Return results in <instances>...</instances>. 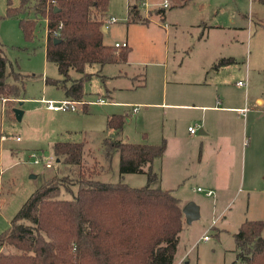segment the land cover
<instances>
[{
	"label": "rangeland",
	"instance_id": "obj_1",
	"mask_svg": "<svg viewBox=\"0 0 264 264\" xmlns=\"http://www.w3.org/2000/svg\"><path fill=\"white\" fill-rule=\"evenodd\" d=\"M21 0H10L12 7H18ZM35 0H30V3ZM163 0H144L139 4V10L144 17H148L149 23L128 24L127 12L128 4L131 0H109L107 17H115L116 22L106 23V32L103 34L104 42L112 44L121 41L125 35L129 34L136 48V59L151 62L150 57L142 56L144 50L149 48L155 53L163 55L165 49L166 28L177 30L169 36V43L178 47L192 46L194 39L200 35L201 27L193 30L191 23L195 20H203L207 24L215 22L235 21L239 26L247 27L241 35L244 40L243 57L246 61L238 59V63L223 64L228 66L223 72L224 83L218 90L226 92V96H234L238 101L245 96V88L236 85L239 80H245V64L247 66V90L251 94H264V4L258 0H191L183 6H175L165 9V19L156 13L161 7ZM169 5L173 0H168ZM29 3V4H30ZM28 14L20 13L18 16L7 15V0H0V41L4 47V53L13 66L25 75L24 98L18 103L12 102L14 108L23 112L20 120L16 119L14 112L9 105L0 99V233L6 230L10 220L30 196V194L40 187L46 178L52 174L63 175L69 171L60 169L61 166L55 159L54 166L46 168L42 164H34L31 154L35 153L46 157L52 155V145L57 141L83 142L85 157L83 165L85 168H94L86 172L88 177L100 179L105 182L121 181L132 187H140L147 183V176L142 173L119 174V157L115 152L111 160H106L104 156L103 139L121 140L124 142L141 143L147 142L158 144L162 139L166 141L171 129L178 126L183 137L188 124L192 126L197 123L194 112L177 107H169L163 103L180 102L173 92L178 90H190L197 93L213 91L214 88H206L202 84H181L173 83L180 77L196 74L202 65L204 57L208 53L205 47H197L194 53L188 57L187 51L179 49L175 59L177 63L182 59L181 67L172 66V59L169 60L168 77L164 79V68L160 65L145 63L150 79L144 88L138 90H120L114 93L113 104L96 102L98 96L105 101H110L105 96V85L100 78L98 66L88 68V79L83 81V98L86 104L77 111L52 112L42 102V99L57 100L62 97L60 88L54 85H45V77L52 79L60 78L56 66L47 62L45 58V34L46 20L37 16L33 12L30 4ZM37 18L34 29V37L28 41L24 38L19 27L21 18ZM180 26V27H179ZM216 37V36H215ZM214 37V38H215ZM218 37V36H217ZM213 38V39H214ZM248 39V42H247ZM213 40L210 41L212 45ZM248 48L245 50V44ZM170 47V50H171ZM169 50L170 57L172 52ZM183 50V51H182ZM189 50V48L187 49ZM111 66H107L110 71ZM113 67V66H112ZM172 67L175 73L172 72ZM220 67V66H219ZM154 69V70H152ZM152 70V71H150ZM94 72V73H93ZM98 73V74H97ZM73 77H81L76 72H71ZM211 74H202L209 77ZM248 103L251 118L255 119L257 131L264 129V112L253 108L252 97ZM92 101H95L94 103ZM227 105V103H223ZM132 108H136L133 113ZM127 111V120L123 124L122 130L115 132L107 129V118L114 112ZM228 113V112H227ZM224 115L228 116L229 114ZM247 115V113H246ZM236 130L239 131V141L235 144V153L230 162L233 170V187L223 200L208 198L202 191H196L197 187L205 189L206 186L200 178L194 180L180 178L165 174L160 168V162L154 161L153 170L160 174V179L154 180L151 186L167 188L170 186L175 190L173 195L180 199L182 204L194 202L201 206L199 218L190 224H185V231H188L186 250H189L190 264H234L236 260V245L234 233L238 229L237 221L242 219H264V166H260L257 171L252 172L248 158L249 149L253 148L254 138L250 135V123L246 132H243V118L234 119ZM203 127L198 126V132ZM19 137V140L16 138ZM246 152V154H245ZM203 163L201 167H203ZM72 178L74 177V173ZM73 192L76 185H70ZM62 198H71L72 195L65 190L61 192ZM216 198V194H215ZM214 207V208H213ZM225 217L229 223L221 225ZM230 224V225H229ZM213 230H210L213 227ZM209 228L208 239L197 240V236L203 230ZM221 229V230H220ZM195 241V242H194ZM194 244L192 245V243ZM235 264H243L237 261Z\"/></svg>",
	"mask_w": 264,
	"mask_h": 264
},
{
	"label": "trees",
	"instance_id": "obj_2",
	"mask_svg": "<svg viewBox=\"0 0 264 264\" xmlns=\"http://www.w3.org/2000/svg\"><path fill=\"white\" fill-rule=\"evenodd\" d=\"M131 0L127 22L148 24L139 4ZM191 0H173L169 8L183 6ZM264 4V0H258ZM21 0L12 7L7 0V15L33 12L46 20L45 58L53 63L61 80L45 77V83L61 88L72 100L83 98V81L88 68L126 63L130 47L117 48L103 42L104 21L109 0ZM156 13L164 19L165 9ZM1 18V17H0ZM37 18L19 20L28 41L34 37ZM220 59L214 67L232 63ZM71 72L83 74L73 78ZM25 75L16 70L4 53L0 41V99L14 110L12 102L24 98ZM142 79L137 86H143ZM264 99V95H263ZM127 112L112 113L107 129L122 130ZM104 156L111 160L117 152L119 174L142 173L147 183L129 186L120 180L105 182L88 177L94 168H85L83 142L57 141L52 152L69 171L52 174L35 189L0 233V264H173L179 233L183 227L180 200L169 190L153 187L160 179L153 162L166 148L158 144L131 143L103 139ZM74 177L72 178V174ZM70 185H76L73 192ZM65 190L71 198H62ZM236 260L243 264H264V219L245 220L234 234ZM235 264V263H234Z\"/></svg>",
	"mask_w": 264,
	"mask_h": 264
},
{
	"label": "crops",
	"instance_id": "obj_3",
	"mask_svg": "<svg viewBox=\"0 0 264 264\" xmlns=\"http://www.w3.org/2000/svg\"><path fill=\"white\" fill-rule=\"evenodd\" d=\"M108 15V13H107ZM106 15V17H107ZM109 16V15H108ZM164 14V19H165ZM113 17V16H112ZM163 19V20H164ZM247 27L239 26L235 23V21L230 22H215L213 24H207L201 20H195V22L191 23V27L193 30H197L196 28L201 27L202 32L196 38H193L192 33H190V39L192 40V46H186L183 44V47H178L174 42V45L169 43V36L174 34L177 30V26L174 30H170L169 28L165 30L166 36L168 35V39L166 40V45L164 49V53L161 57L155 53V51L151 48L146 52L141 54L142 56L150 57L151 62H145V60L136 59V48L134 42L131 40L128 32L125 35V38L121 41L116 42H126L127 46L130 47V52L128 54L127 62L120 64H105L102 67H97L99 71L100 78L105 85V96L109 98L110 101H105L101 96L98 98L104 100V103L113 104L112 99L114 97V93L120 90H138L142 89L146 86L148 79H150V73L148 72L145 63L153 64V65H162L164 68V79L168 77L169 73V60L172 59V66H177L176 68H180L182 59L177 63L174 61L176 52H179V49H183L187 51L188 57H190L194 50L201 46L205 47L208 54L205 55L204 60L205 64L202 65L197 71H194L196 74H190L180 77L178 80H173V83L180 82L181 84H202L206 86V88H214L213 91L209 90V92L205 93H197L192 92L190 90L173 92L171 98L176 96L179 98L180 102H170L163 103L169 107H177L184 110H190L194 112V116L197 117L198 121L202 123L201 125L203 129L199 131L200 135L196 133H190L188 131V127L192 126L188 124L185 131L186 136L183 137L180 133V129L178 126H174L173 129L170 130L168 136L166 135V148L163 153V156L160 159H156V161L160 162V168L162 171L173 176H177V178L185 176V179L194 180L196 178H200L206 188L211 189L213 191L212 196H207L208 198L213 199V203H215V199L223 200L226 195L231 191L233 187V170H231L230 162H232V158L235 153V144L238 143L240 135L239 131L236 130L234 125V119L242 117L243 118V132H246L248 128V124L250 123V135L254 138L253 148L249 149V161L251 171H257L260 166H264V129L258 132L255 126L254 117L251 118L249 108L252 109V106L249 107L248 103L251 102L250 98L252 97L254 105H256V109L259 113H256L257 116L260 112H264V94H251L247 87L245 88V96L243 99H239L238 101L234 98V96H226V92L222 93L217 88L220 87L224 83L223 80V72L228 66L223 67H214V65L222 58H232V63H238V59H242L243 61L246 59L243 57L242 51H244V40L241 32L243 30H248L249 19L247 18ZM149 23V22H148ZM131 24H140V23H131ZM146 25V24H141ZM105 27V26H104ZM180 27V26H179ZM107 27L103 32H106ZM216 36V37H215ZM218 36V37H217ZM215 37V38H214ZM214 38V39H213ZM213 40L212 45H210V41ZM104 42V39H103ZM248 42V39H247ZM45 43H46V34H45ZM105 44H108L104 42ZM114 43L109 45H114ZM171 47V50H170ZM189 48V50H187ZM248 43L245 44V50L247 51ZM45 49V48H44ZM169 50L172 52V56L169 55ZM182 50V51H183ZM107 66L110 67V71L107 70ZM113 66V67H112ZM172 67V72L175 73V70ZM154 70V69H152ZM150 70V71H152ZM245 75L244 79H247L248 70L245 64ZM94 73V72H93ZM211 74L209 77H203L202 74ZM73 77V76H72ZM75 78V77H73ZM61 80L62 77L56 78ZM144 79L143 86H137L138 83ZM45 82V80H44ZM45 85H49L46 84ZM51 85V84H50ZM238 86V85H237ZM56 88H59L55 86ZM62 91V97H57V100L68 98L64 95V91ZM70 99V98H68ZM174 99V98H173ZM82 101L86 102L84 98ZM93 103L95 101H92ZM223 103H227V105H223ZM86 104V103H85ZM84 104V105H85ZM102 104V103H101ZM18 108V106H17ZM135 108H132V112ZM246 109V110H245ZM48 110V109H46ZM51 111V110H48ZM58 112V111H52ZM127 112V111H125ZM228 112V113H227ZM114 113H123V112H114ZM225 113L229 114L228 116L224 115ZM247 113V115H246ZM263 114V113H262ZM23 115V114H22ZM127 120V118H126ZM198 126H196L198 130ZM139 143V142H138ZM143 143V142H141ZM147 143V142H146ZM246 154V152H245ZM204 164L201 167V164ZM154 164V162H153ZM153 167V165H152ZM154 169V168H153ZM164 190H169L172 194L175 193L170 186L167 188H162ZM197 191V190H196ZM216 194V198H215ZM178 198V197H177ZM179 199V198H178ZM180 200V199H179ZM216 201V202H217ZM181 207L183 205L180 202ZM214 208V207H213ZM199 210H201V206L199 205ZM200 212V211H199ZM229 218L225 217L221 222L222 228L223 225L225 227L226 224L229 223ZM245 220H256V219H242L239 218L237 221L238 229L241 223ZM193 222V221H192ZM191 222V223H192ZM185 218L183 217V227L181 232L179 233L176 253L174 256L173 264H179L182 260H184V264H190L189 262V250H186L187 242L192 241L191 238H188V231H185ZM190 224V223H189ZM230 225V224H229ZM214 226L211 227L210 230H213ZM237 229V231H238ZM221 230V229H220ZM209 228L203 229L195 241L201 240V237L204 234H207ZM236 231V232H237ZM235 232V233H236ZM234 233V234H235ZM208 235V234H207ZM194 241V242H195ZM192 243V245L194 244ZM198 264V258H196ZM237 260H234L236 263Z\"/></svg>",
	"mask_w": 264,
	"mask_h": 264
},
{
	"label": "built area",
	"instance_id": "obj_4",
	"mask_svg": "<svg viewBox=\"0 0 264 264\" xmlns=\"http://www.w3.org/2000/svg\"><path fill=\"white\" fill-rule=\"evenodd\" d=\"M169 2L168 0H163L161 3V7L164 9L169 8ZM117 19L115 17H107L104 21V26L106 23H113L116 22ZM106 27V26H105ZM114 46L117 48L120 47H125L127 46L126 42H116L114 43ZM236 85L240 86V87H247V80H239L236 82ZM43 104L45 105V107L48 110L51 111H77L80 109V107H82L86 102L84 101H76V100H72V99H60V100H52V99H42ZM98 103H103L104 100L98 98L97 101ZM246 110V109H245ZM134 111H136V108L134 109ZM188 131L190 133H196L197 132V128L196 125L194 126H189L188 127ZM17 140H19V137L16 138ZM32 158V162L34 164H42L44 165L46 168H51L54 166V162H55V156L52 155H48L46 157H43L41 155H37L35 153H32L31 155ZM197 191H202L204 192L205 195L207 196H212L213 195V191L211 189H202L200 187L196 188ZM208 239V235L204 234L201 237V240H207ZM179 264H184V260H182Z\"/></svg>",
	"mask_w": 264,
	"mask_h": 264
},
{
	"label": "water",
	"instance_id": "obj_5",
	"mask_svg": "<svg viewBox=\"0 0 264 264\" xmlns=\"http://www.w3.org/2000/svg\"><path fill=\"white\" fill-rule=\"evenodd\" d=\"M102 30H105L104 26L102 27ZM13 112L16 119L20 120L23 112L19 108H14ZM182 212L184 214L185 222L188 224L199 218V206L192 201L183 205Z\"/></svg>",
	"mask_w": 264,
	"mask_h": 264
}]
</instances>
